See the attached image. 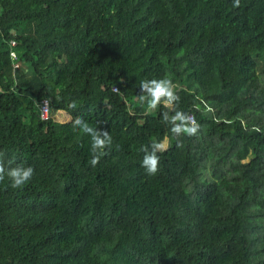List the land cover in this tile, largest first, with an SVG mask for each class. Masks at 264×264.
Listing matches in <instances>:
<instances>
[{
	"label": "trees",
	"instance_id": "obj_1",
	"mask_svg": "<svg viewBox=\"0 0 264 264\" xmlns=\"http://www.w3.org/2000/svg\"><path fill=\"white\" fill-rule=\"evenodd\" d=\"M0 164L34 168L0 180V264H264V0H0Z\"/></svg>",
	"mask_w": 264,
	"mask_h": 264
},
{
	"label": "clouds",
	"instance_id": "obj_2",
	"mask_svg": "<svg viewBox=\"0 0 264 264\" xmlns=\"http://www.w3.org/2000/svg\"><path fill=\"white\" fill-rule=\"evenodd\" d=\"M235 3L238 6L239 0H235ZM140 88L142 92L146 93L148 106L153 109L161 103L162 99H166L169 103L178 102L180 99L175 93L170 80L153 79L142 81ZM71 107L75 109L77 105L73 103ZM162 120L170 126V132L176 137H180L182 134L193 136L198 132V125L182 111H176L173 115L165 113ZM75 127L91 137V152L93 153L91 165L95 167L100 157L106 154V149L111 145L112 138L108 131L94 128L82 119L75 121ZM160 147L161 145L154 141L150 149L149 147L142 148L144 155L140 161V166L148 176H154L159 170V156L157 155V151ZM33 175L34 168L32 166L16 164L13 167L5 168L0 164V180L6 178L9 186L13 189H20L27 185L32 180Z\"/></svg>",
	"mask_w": 264,
	"mask_h": 264
},
{
	"label": "built area",
	"instance_id": "obj_3",
	"mask_svg": "<svg viewBox=\"0 0 264 264\" xmlns=\"http://www.w3.org/2000/svg\"><path fill=\"white\" fill-rule=\"evenodd\" d=\"M15 42H16L15 39H11L9 41V45L10 46H13L15 44ZM10 56H11V59L13 60V62H15V60H16V54H15V51L14 50H11L10 51ZM17 66H18L17 63H13V68L14 69ZM112 89L115 90V91L117 90V88L115 86H113ZM38 107H39V113H40L39 115H40V117L42 119H46L49 116V113H50L49 112V110H50V102H49L48 98H42L40 100V102H39ZM187 116L190 117L191 120L195 122L192 113H188Z\"/></svg>",
	"mask_w": 264,
	"mask_h": 264
},
{
	"label": "rangeland",
	"instance_id": "obj_4",
	"mask_svg": "<svg viewBox=\"0 0 264 264\" xmlns=\"http://www.w3.org/2000/svg\"><path fill=\"white\" fill-rule=\"evenodd\" d=\"M53 113H55V118L56 119H58V118H60L61 116L58 114L59 112L57 111H53ZM67 117L65 116V118L64 119H66ZM64 119H61V120H64ZM60 120V119H59ZM160 145H161V147H160V149H163V148H165L166 147V140H164V141H162L161 143H160Z\"/></svg>",
	"mask_w": 264,
	"mask_h": 264
},
{
	"label": "crops",
	"instance_id": "obj_5",
	"mask_svg": "<svg viewBox=\"0 0 264 264\" xmlns=\"http://www.w3.org/2000/svg\"><path fill=\"white\" fill-rule=\"evenodd\" d=\"M61 117V119H64L65 118V115L63 114V113H61V115H60ZM67 117V116H66Z\"/></svg>",
	"mask_w": 264,
	"mask_h": 264
}]
</instances>
